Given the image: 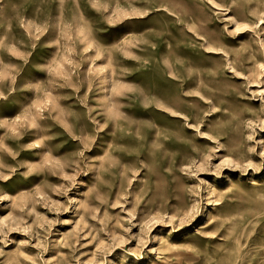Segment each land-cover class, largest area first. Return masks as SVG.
Segmentation results:
<instances>
[{
    "label": "rangeland",
    "instance_id": "obj_1",
    "mask_svg": "<svg viewBox=\"0 0 264 264\" xmlns=\"http://www.w3.org/2000/svg\"><path fill=\"white\" fill-rule=\"evenodd\" d=\"M0 264H264V0H0Z\"/></svg>",
    "mask_w": 264,
    "mask_h": 264
}]
</instances>
